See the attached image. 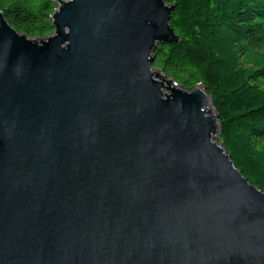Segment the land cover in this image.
Segmentation results:
<instances>
[{"label": "water", "instance_id": "1", "mask_svg": "<svg viewBox=\"0 0 264 264\" xmlns=\"http://www.w3.org/2000/svg\"><path fill=\"white\" fill-rule=\"evenodd\" d=\"M54 1L46 38L0 11V264H264L211 95L153 68L174 5Z\"/></svg>", "mask_w": 264, "mask_h": 264}, {"label": "trees", "instance_id": "2", "mask_svg": "<svg viewBox=\"0 0 264 264\" xmlns=\"http://www.w3.org/2000/svg\"><path fill=\"white\" fill-rule=\"evenodd\" d=\"M180 41L156 44L153 68L211 95L223 143L237 168L264 191V0H166ZM54 0H0L7 22L31 38L53 32Z\"/></svg>", "mask_w": 264, "mask_h": 264}, {"label": "bare ground", "instance_id": "3", "mask_svg": "<svg viewBox=\"0 0 264 264\" xmlns=\"http://www.w3.org/2000/svg\"><path fill=\"white\" fill-rule=\"evenodd\" d=\"M212 108V107H211Z\"/></svg>", "mask_w": 264, "mask_h": 264}, {"label": "built area", "instance_id": "4", "mask_svg": "<svg viewBox=\"0 0 264 264\" xmlns=\"http://www.w3.org/2000/svg\"><path fill=\"white\" fill-rule=\"evenodd\" d=\"M176 83V82H175Z\"/></svg>", "mask_w": 264, "mask_h": 264}]
</instances>
